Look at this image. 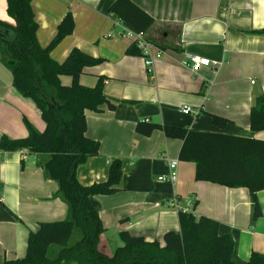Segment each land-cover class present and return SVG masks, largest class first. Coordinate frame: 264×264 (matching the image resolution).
<instances>
[{
	"label": "crops",
	"instance_id": "0c3cea01",
	"mask_svg": "<svg viewBox=\"0 0 264 264\" xmlns=\"http://www.w3.org/2000/svg\"><path fill=\"white\" fill-rule=\"evenodd\" d=\"M133 1L154 17L145 31L156 45L153 76L144 56L128 54L133 41L119 36L118 18L107 13L114 0H32L42 46L54 38L65 15L73 14V33L51 56L63 61L78 47L102 58L84 68L80 82L94 86L104 76V92L116 105L86 110V134L100 149L77 170L80 182L88 185L108 178L111 160L122 162L119 189L92 197L106 228L99 248L112 255L123 244L122 231L163 243L167 231L180 230L181 207L217 220L219 233L234 238L235 264H246L253 252L264 253V189L257 192L261 215L254 219L248 188L196 180V164L179 159L182 139L160 129L143 135L136 126L149 120L264 140V129L250 127L251 108L264 95V0ZM0 18L15 23L6 0H0ZM186 53L221 64L194 73L183 63ZM60 79L72 82L68 75ZM183 105L192 113L182 112ZM212 114L231 121L220 128ZM27 121L39 130L46 127L37 104L14 86L12 71L0 59V139L26 137ZM43 157L27 152L23 158L20 150L0 149V264L26 256L30 232L40 222L68 217L67 203L55 195L58 184L45 176ZM167 157L178 160L175 183L158 179L169 175Z\"/></svg>",
	"mask_w": 264,
	"mask_h": 264
},
{
	"label": "trees",
	"instance_id": "16d2710c",
	"mask_svg": "<svg viewBox=\"0 0 264 264\" xmlns=\"http://www.w3.org/2000/svg\"><path fill=\"white\" fill-rule=\"evenodd\" d=\"M6 1L7 12L15 23L0 18V59L12 71L14 86L37 104L46 127L39 130L27 121L28 135L17 139L2 136L0 149H25L43 155L45 176L58 184L55 195L67 203L68 217L40 222L37 230L30 232L26 256L7 259L3 264H235L233 236L220 234L217 220L183 210L179 212L180 230L167 231L163 243L122 231L123 244L112 255L100 250L106 228L92 197L119 189L124 176L122 162L111 160L108 178L88 185L80 182L77 170L100 149V143L86 134V110L100 112L103 105L110 110L116 107L104 92V76H99L94 86L80 82L84 68L103 59L78 47L63 61L53 59L52 49L74 31L73 14L65 15L54 38L42 46L32 0ZM107 13L135 31L145 32L154 22V17L133 0H114ZM127 52L143 55L134 43ZM9 61L14 63L10 65ZM62 75L70 76L71 84H63ZM211 117L220 128L231 121L218 114ZM250 127L253 131L264 129V95L258 96L251 108ZM157 129L183 140L179 159L196 164V180L248 188L254 202V219L261 215L257 192L264 189V140L149 120L136 126L143 135ZM75 230L79 239L70 244ZM52 245L59 248L55 250ZM246 264H264V253L253 252Z\"/></svg>",
	"mask_w": 264,
	"mask_h": 264
},
{
	"label": "built area",
	"instance_id": "2783aa9c",
	"mask_svg": "<svg viewBox=\"0 0 264 264\" xmlns=\"http://www.w3.org/2000/svg\"><path fill=\"white\" fill-rule=\"evenodd\" d=\"M117 23L121 25V31L119 33L120 37L123 38H129L133 41V43L142 51L144 58H145V64L147 68V72L149 75L153 76V54L151 49L156 46L146 35L143 31H135L125 25L122 20L118 18ZM162 50L159 48V52ZM185 65L190 67L191 71L194 73H197L201 68L203 67H212L217 68L221 63L220 61L211 60L210 58L206 56H202L199 54H192V53H186L185 54V60L183 61ZM181 111L189 114L192 113V108L189 105H183L181 107ZM22 152V157H27V152L25 149H20ZM168 166H169V175L165 176H159V180L163 181H170L172 183H175L178 178V160L177 159H171L167 157ZM177 207V206H176ZM179 210L188 211L187 209L178 207Z\"/></svg>",
	"mask_w": 264,
	"mask_h": 264
},
{
	"label": "rangeland",
	"instance_id": "374dc122",
	"mask_svg": "<svg viewBox=\"0 0 264 264\" xmlns=\"http://www.w3.org/2000/svg\"><path fill=\"white\" fill-rule=\"evenodd\" d=\"M78 239H79V232L77 230H75L74 233L72 234L69 242H70V244H72V243L76 242ZM52 247L58 248L59 246L58 245H52Z\"/></svg>",
	"mask_w": 264,
	"mask_h": 264
},
{
	"label": "water",
	"instance_id": "95a60500",
	"mask_svg": "<svg viewBox=\"0 0 264 264\" xmlns=\"http://www.w3.org/2000/svg\"><path fill=\"white\" fill-rule=\"evenodd\" d=\"M14 63V61H9V64L12 65Z\"/></svg>",
	"mask_w": 264,
	"mask_h": 264
}]
</instances>
